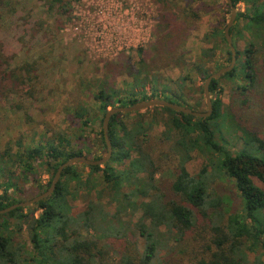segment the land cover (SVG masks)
Segmentation results:
<instances>
[{
	"label": "rangeland",
	"instance_id": "obj_1",
	"mask_svg": "<svg viewBox=\"0 0 264 264\" xmlns=\"http://www.w3.org/2000/svg\"><path fill=\"white\" fill-rule=\"evenodd\" d=\"M69 4V13L63 17L59 13L52 15L42 0H18L14 14H7L0 21L3 70L11 72L0 85V153L13 149V153L20 154L41 143L66 137L89 160L102 158L106 149L98 145L102 113L95 94L106 83V89H113L121 98L133 92V86L135 92L144 90L149 95L166 87L171 96L182 97L178 103L196 112H207L202 92L204 76L207 71L215 73L228 65L227 45L219 34L231 16L226 0H70ZM247 8L245 3L239 4L237 14ZM233 27L232 42L240 52L236 67L241 68L244 52L255 40L245 30V21L237 26L235 22ZM263 61L259 65L264 69ZM183 77L188 78L186 83ZM136 79L141 84H136ZM237 82L245 84L243 80L221 79L219 90L223 109L234 112L226 140L230 149L240 151L245 144L242 133L234 131V123L239 122L264 139V75L246 97L236 90ZM158 108L121 117L129 133L140 126L149 128L143 146L154 160L157 181L168 187L180 171L182 156L173 149L180 135L172 127L169 114ZM25 112L29 120L24 118ZM85 120L90 123L84 125ZM135 156L132 153V158ZM191 156L184 167L190 176L196 177L210 157L204 151ZM128 164L127 160L112 165L122 171ZM79 166L84 180L91 183L68 197L74 215L88 203L101 204L114 212L115 205L110 203L107 193L102 192V199L98 200L103 188L102 172L91 175L87 165ZM36 169V173H23L20 165L12 169L17 170L15 182L19 192L13 196L20 202L32 200L40 194V186L51 179L45 168ZM138 179L146 182L149 174H140ZM255 183L264 187L257 179ZM217 185L219 193L237 209L240 202L233 183L221 180ZM124 191L128 192V187ZM149 200L138 197L137 203ZM141 216L138 211L134 222ZM10 223L15 247L20 245L23 249V264H38L31 261L33 251L27 230L19 232L12 220ZM145 242L140 238V250ZM160 254L163 261L164 252ZM254 258L252 255L250 260ZM107 261L119 264L117 259Z\"/></svg>",
	"mask_w": 264,
	"mask_h": 264
},
{
	"label": "trees",
	"instance_id": "obj_2",
	"mask_svg": "<svg viewBox=\"0 0 264 264\" xmlns=\"http://www.w3.org/2000/svg\"><path fill=\"white\" fill-rule=\"evenodd\" d=\"M17 1L0 0V21L7 14H14ZM42 1L49 12L54 13L52 15L59 13L65 17L69 13L70 0ZM232 3L235 8L241 3L248 6L245 12L237 14L236 26L241 20L245 21V30L255 41L244 52L241 68L235 67L231 73L212 82L210 93L216 95L212 99V116L201 119L160 108L169 114L172 127L180 135L173 148L182 156L175 180L169 182L168 187L157 181L155 174L158 170L143 146L149 128L140 126L139 130L129 133L122 114L115 115L109 125L112 159L104 168L88 166L91 175L102 172L103 188L98 193V200L101 201L102 192L107 193L115 211L110 212L101 204L88 203L78 215H74L68 197L89 187L86 185L91 182L84 180V173L79 171L80 164L70 167L48 200L0 215V264H23L22 261H26L22 260L20 245L15 247L13 231L9 230L11 220L19 232L24 228L27 230L33 251L31 261L38 264H107V260L112 262L113 259L119 264H264V187L255 183L257 179L264 184V139L237 122L234 131L242 133L245 145L240 151L229 148L231 144L226 140V134L234 121V112L230 108L223 109L219 90L221 79L243 80L245 84L237 82L236 90L246 97L261 83L264 69L259 61L264 59V0H232ZM227 7L231 11L228 4ZM234 30L235 27L230 31L231 35ZM219 34L227 45L225 62L229 64L231 51L224 31ZM1 50L0 47V85L8 72L11 73L3 70ZM239 58L240 52L237 51V62ZM130 73H134L133 67ZM212 74L207 71L205 81ZM182 80L186 83L188 78ZM104 86L95 94L102 113L101 127L111 108L130 107L156 98L186 107L178 103L182 97L175 93L171 96L166 87L160 93L154 90L149 95L144 90L135 92L133 86V92L121 98L113 89H106L108 83ZM24 118L30 119L28 112ZM89 123V120L84 121V125ZM99 136L100 149H106L103 129ZM196 151H204L210 158L206 167L192 177L184 166ZM132 153H136L134 158ZM77 156L87 157L66 137L41 143L20 154L13 153V149L0 153V211L20 203L13 196L19 192L15 182L17 170L12 169L20 165L23 173H36L38 166L51 174L49 183L40 186V194L35 196L38 197L50 188L57 169ZM127 160L129 164L125 170H116L112 165ZM143 173L149 174L146 182L138 179ZM221 180L233 183L240 202L237 209L234 210L233 203L219 193L217 184ZM125 186L128 192L124 191ZM138 197L150 200L138 204ZM138 211L142 216L134 222ZM140 238L146 240L143 250L139 247ZM161 252L165 255L163 261ZM252 255L255 257L253 261L250 260Z\"/></svg>",
	"mask_w": 264,
	"mask_h": 264
},
{
	"label": "water",
	"instance_id": "obj_3",
	"mask_svg": "<svg viewBox=\"0 0 264 264\" xmlns=\"http://www.w3.org/2000/svg\"><path fill=\"white\" fill-rule=\"evenodd\" d=\"M226 2L231 7V16H230V20H229V22H228V24L224 30V36H225V39H226L227 44L229 46V49L231 51V61L227 66H225L224 68L220 69L219 71L213 73L205 81L204 98H205L206 105H207V112H205V113L196 112V111H193L189 108H186V107L181 106V105L176 104V103L169 102L168 100L161 99V98L141 101V102H138V103H136L130 107L112 108L106 113L104 120H103L102 129H103L105 143H106V152L102 156V158H100L98 160H89L85 156H77V157H74V158L66 161L57 169V172H56V174L52 180L51 186L46 192L42 193L38 197L33 198L30 201L20 202L18 204L11 206L10 208L2 210V211H0V215L8 214V213H10L16 209H19V208H29V207L33 206L34 204H36L40 201L48 200L56 192L57 185L60 182L63 173L65 172L66 169H68L70 167L76 166L78 164H84L87 166H104L106 163H108L112 159V156H113V147H112L111 139L109 136V125H110V121H111L112 117L115 115L139 113V112H142V111H145L148 109L161 107V108H167V109L173 110V111L178 112V113H183L185 115L193 116L195 118H201V119L210 118L213 114V111H214L211 93H210V86L214 80H217V79L231 73L235 69L236 64H237V50L233 45L232 37L230 34V31L233 28V26L236 22V19H237V10L233 6L232 0H226Z\"/></svg>",
	"mask_w": 264,
	"mask_h": 264
}]
</instances>
